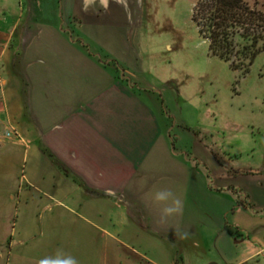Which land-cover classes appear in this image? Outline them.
<instances>
[{
  "label": "crops",
  "instance_id": "0c3cea01",
  "mask_svg": "<svg viewBox=\"0 0 264 264\" xmlns=\"http://www.w3.org/2000/svg\"><path fill=\"white\" fill-rule=\"evenodd\" d=\"M27 2L28 17L0 25V146L17 166L0 192V264L58 249L79 264H241L264 252V149L244 160L201 139L199 153L176 146L167 111L123 68L134 55L110 36L136 33L133 0ZM157 188L182 202L166 223L148 195Z\"/></svg>",
  "mask_w": 264,
  "mask_h": 264
},
{
  "label": "rangeland",
  "instance_id": "374dc122",
  "mask_svg": "<svg viewBox=\"0 0 264 264\" xmlns=\"http://www.w3.org/2000/svg\"><path fill=\"white\" fill-rule=\"evenodd\" d=\"M197 1L133 0L136 33H130L132 27L111 26L110 36L119 38L121 50L134 55L124 57L127 63L123 68L131 73L127 76L133 78L143 97L158 98L167 111L178 148L199 153L198 148L204 150V146H198L195 139H201L222 156L241 151L244 160L250 158V149L254 148L258 160L264 149V52L255 57L248 71L240 56L234 57L241 63L236 69L230 61L213 54L193 19ZM27 3L0 0V25L11 21L14 14L28 17ZM250 4L264 14V0H250ZM126 17L130 19L128 14ZM3 126L0 124L2 132L9 135ZM4 150L0 146V192L17 173V166ZM203 153L207 158L210 155ZM21 174L16 177L22 179ZM253 234L252 239L256 238ZM259 236L264 243V233ZM246 248L240 247V254ZM195 260L194 264H202L201 259ZM241 264H264V252Z\"/></svg>",
  "mask_w": 264,
  "mask_h": 264
},
{
  "label": "trees",
  "instance_id": "16d2710c",
  "mask_svg": "<svg viewBox=\"0 0 264 264\" xmlns=\"http://www.w3.org/2000/svg\"><path fill=\"white\" fill-rule=\"evenodd\" d=\"M193 19L213 54L236 69L241 63L234 57L240 56L248 71L255 57L264 52V14L250 0H198Z\"/></svg>",
  "mask_w": 264,
  "mask_h": 264
},
{
  "label": "clouds",
  "instance_id": "9594fccd",
  "mask_svg": "<svg viewBox=\"0 0 264 264\" xmlns=\"http://www.w3.org/2000/svg\"><path fill=\"white\" fill-rule=\"evenodd\" d=\"M148 195L153 205L160 206V223H166L168 218L182 213V202L171 189L157 188ZM38 264H79V261L70 253L58 249L40 259Z\"/></svg>",
  "mask_w": 264,
  "mask_h": 264
}]
</instances>
